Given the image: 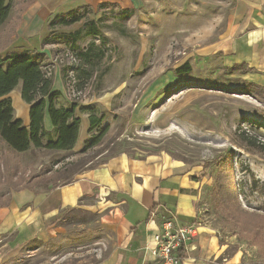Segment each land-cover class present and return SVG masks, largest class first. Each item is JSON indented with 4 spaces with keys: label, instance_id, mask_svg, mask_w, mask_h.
<instances>
[{
    "label": "rangeland",
    "instance_id": "374dc122",
    "mask_svg": "<svg viewBox=\"0 0 264 264\" xmlns=\"http://www.w3.org/2000/svg\"><path fill=\"white\" fill-rule=\"evenodd\" d=\"M237 1L141 0L125 8L130 10L127 16L94 6L91 18L102 25L101 35L80 43L82 49L93 43L92 52L101 54L91 65L63 42L45 44L49 52L42 53L41 60L52 76L56 71L64 76L69 100L80 108L93 106L104 120L92 133L87 130L73 151L32 147L21 153L20 163L29 177L47 168L51 182L67 185L121 153L172 159L195 181L198 208L228 237L227 252L242 251V264H263L264 101L243 93V85L251 82L244 74L248 71L242 72L245 67L228 73L234 66L228 59L229 28ZM13 14L14 10L0 27V54L5 56L22 43L31 50L41 49V34L21 42L12 38L18 33L8 36ZM82 24L56 27L54 32L72 31ZM187 62L191 71L177 74L176 68ZM12 97L17 107V102L26 104L20 85ZM17 111L23 115L22 108ZM81 115L88 118L87 112ZM105 126L109 130L103 140L90 145ZM222 162L232 166L239 222L230 219L216 197L215 178ZM101 196L100 192L83 195L77 208L53 224L32 202L23 205L20 214H27L28 220L25 235L17 238L18 227L3 233L7 250L0 255V264H95L107 257L115 236L98 212Z\"/></svg>",
    "mask_w": 264,
    "mask_h": 264
},
{
    "label": "crops",
    "instance_id": "0c3cea01",
    "mask_svg": "<svg viewBox=\"0 0 264 264\" xmlns=\"http://www.w3.org/2000/svg\"><path fill=\"white\" fill-rule=\"evenodd\" d=\"M101 2L133 8L141 0H36L23 12L15 33L18 36L12 38L21 42L24 37L37 33L44 39L49 32L48 22L54 16L83 5L97 6ZM229 38L232 39L229 64H244L249 72L244 74L249 80L264 86V0L237 1L231 16ZM19 45L16 50L29 49L25 43ZM47 46L43 44L38 50L48 55ZM54 74V89L63 93L58 102L62 105L72 103L65 92L62 76L57 71ZM12 93L7 96L12 99L15 115L28 125L30 106L17 102L24 110L23 115L18 113ZM63 97L67 102H61ZM77 111L82 121L73 150L82 144L89 128V119L82 117L79 107ZM44 121L45 127L52 130L48 112ZM49 186L38 192L25 188L13 194L8 207H0L1 257L7 250L3 233L18 227L17 238L25 235L27 214H20V209L26 203L38 206L53 224L75 208L83 195L100 192L98 212L105 227L108 225L114 230L115 241L111 253L95 264H159L150 248L154 235L161 229L163 215L173 216L179 225L194 223L198 226L197 235L184 248L182 264H242L243 252H227L228 237L223 236L205 214H201L197 205L199 197L194 192L196 184L187 168L172 159L159 156L137 158L121 153L101 166L87 170L78 182L67 185L50 182Z\"/></svg>",
    "mask_w": 264,
    "mask_h": 264
},
{
    "label": "trees",
    "instance_id": "16d2710c",
    "mask_svg": "<svg viewBox=\"0 0 264 264\" xmlns=\"http://www.w3.org/2000/svg\"><path fill=\"white\" fill-rule=\"evenodd\" d=\"M36 0H0V27L8 21L13 14V25L8 36L16 33L23 12ZM100 10L109 9L111 12L120 11L124 16L130 10L122 8L114 2H101L97 5ZM95 11L93 5H83L65 13L54 16L49 22V32L43 39V44H57L63 42L71 50L78 52L81 61L91 65L95 59L101 57L99 52H92L93 43L81 48V42L91 36H100L102 25L91 14ZM83 21L81 27L68 32H54L56 27H68ZM42 53L38 50H12L5 56L0 54V164L4 175H0V206L8 205L14 191L28 188L38 192V187H48L51 182L50 169H41L32 175L26 173L22 167L19 155L29 149H44L52 151H73L78 139L81 126V117L78 115V102L62 105L58 99L63 96L60 90L54 89L53 76L41 60ZM244 64L231 67L228 73H234L235 68L243 69ZM84 71H87L84 68ZM191 66L187 62L176 68L177 74L188 73ZM248 71L246 68L242 72ZM245 73V72H244ZM88 77L91 73L85 72ZM81 77V75H79ZM64 79V76H63ZM21 85L22 99L30 106V122L25 124L15 115L12 99L8 97L13 90ZM80 89V84L76 83ZM243 93L250 94L264 101V86L249 82L243 85ZM80 112H87L89 118L88 132L92 133L103 123L104 116H98L94 107L80 108ZM48 112L53 129L45 127V115ZM109 127L100 129L91 140L90 145L100 143ZM87 145H85L84 150ZM2 169V168H1ZM4 176V179H3ZM55 185V184H54ZM216 197L224 212L235 222H239L238 190L234 181L230 162L219 164L215 178ZM68 213V212H67ZM179 256L184 257V249L179 250Z\"/></svg>",
    "mask_w": 264,
    "mask_h": 264
},
{
    "label": "built area",
    "instance_id": "2783aa9c",
    "mask_svg": "<svg viewBox=\"0 0 264 264\" xmlns=\"http://www.w3.org/2000/svg\"><path fill=\"white\" fill-rule=\"evenodd\" d=\"M74 87V86H72ZM155 214V212H153ZM197 224L179 225L173 216H162L161 229L153 237L152 255L159 264H182L179 250L197 235Z\"/></svg>",
    "mask_w": 264,
    "mask_h": 264
}]
</instances>
